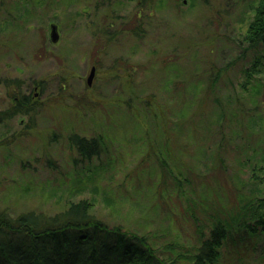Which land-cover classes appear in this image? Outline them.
Here are the masks:
<instances>
[{
    "label": "rangeland",
    "instance_id": "rangeland-1",
    "mask_svg": "<svg viewBox=\"0 0 264 264\" xmlns=\"http://www.w3.org/2000/svg\"><path fill=\"white\" fill-rule=\"evenodd\" d=\"M253 3L150 0L139 15L136 0H0V111L17 92L5 80L25 93L43 82L32 128L30 115L0 122V210L52 215L88 200L108 225L180 252L207 235L203 214L264 198L263 49L240 45ZM72 133L104 150L74 165ZM161 160L197 174L186 199ZM244 243L226 240L218 264H264V239Z\"/></svg>",
    "mask_w": 264,
    "mask_h": 264
},
{
    "label": "trees",
    "instance_id": "trees-1",
    "mask_svg": "<svg viewBox=\"0 0 264 264\" xmlns=\"http://www.w3.org/2000/svg\"><path fill=\"white\" fill-rule=\"evenodd\" d=\"M255 1L256 4L254 2L251 6L253 15L240 45L242 54L262 48L263 53L258 58L264 64V0ZM136 2L140 15L141 9L145 8L144 5L150 0ZM258 64V61H253V72H258L254 71ZM245 73L246 79L251 80L252 72L246 70ZM219 74L216 72L214 79ZM214 79L212 78V81ZM42 83L34 80V89L40 88L41 91ZM3 84L16 89L17 92L10 97L8 107L0 111V122L15 116L30 115L25 129L32 128L34 119L31 114L35 113L38 103L34 97V89L29 93L19 91L21 85L18 80H5ZM186 121L191 119L187 117ZM68 142L77 153L74 165L79 161L90 163L104 150L103 140L99 136L87 139L72 133ZM159 167L162 179L165 178L163 173L167 172L174 182L175 191L186 199L183 185L196 186L193 181L197 174L191 173L189 167L174 173L165 160L160 161ZM251 202L239 201V213L234 215L226 209L218 210L217 207L211 210L213 217L201 212L211 221L207 235L200 233L196 246L182 249L180 252L173 249V245L157 249L147 235L129 232L117 225H108L91 214V204L88 200L69 202L62 210L52 215L28 210L13 216L8 210L2 209L0 264H218L224 255L222 248L226 240L242 248L246 238L264 239V198L253 201V204ZM233 229L236 234L231 240L228 238Z\"/></svg>",
    "mask_w": 264,
    "mask_h": 264
},
{
    "label": "water",
    "instance_id": "water-1",
    "mask_svg": "<svg viewBox=\"0 0 264 264\" xmlns=\"http://www.w3.org/2000/svg\"><path fill=\"white\" fill-rule=\"evenodd\" d=\"M49 38L52 43H56L58 41L59 33H58L57 25L54 23H50L49 25ZM93 74H94V68L92 67L90 74L86 79L87 85L91 84Z\"/></svg>",
    "mask_w": 264,
    "mask_h": 264
},
{
    "label": "flooded vegetation",
    "instance_id": "flooded-vegetation-1",
    "mask_svg": "<svg viewBox=\"0 0 264 264\" xmlns=\"http://www.w3.org/2000/svg\"><path fill=\"white\" fill-rule=\"evenodd\" d=\"M36 89V88H35Z\"/></svg>",
    "mask_w": 264,
    "mask_h": 264
}]
</instances>
